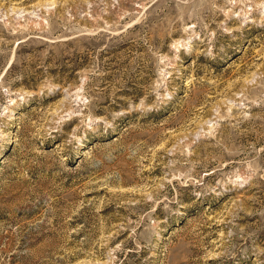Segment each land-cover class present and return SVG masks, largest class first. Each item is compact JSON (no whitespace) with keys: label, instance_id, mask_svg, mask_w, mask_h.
I'll list each match as a JSON object with an SVG mask.
<instances>
[{"label":"rangeland","instance_id":"1","mask_svg":"<svg viewBox=\"0 0 264 264\" xmlns=\"http://www.w3.org/2000/svg\"><path fill=\"white\" fill-rule=\"evenodd\" d=\"M0 264H264V0H0Z\"/></svg>","mask_w":264,"mask_h":264}]
</instances>
